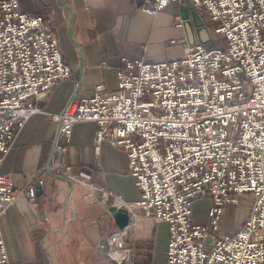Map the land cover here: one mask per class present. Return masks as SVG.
<instances>
[{
    "label": "built area",
    "instance_id": "1",
    "mask_svg": "<svg viewBox=\"0 0 264 264\" xmlns=\"http://www.w3.org/2000/svg\"><path fill=\"white\" fill-rule=\"evenodd\" d=\"M172 1L184 3L145 0L144 9L154 14ZM192 2L215 23L216 36L187 44L171 61L123 58L117 89L74 93L49 112L59 124L55 152L64 153L59 138L70 140L84 121L98 125L99 144L127 151L141 195L136 204L145 217L169 223L167 264H264V0ZM72 74L49 19L21 9L19 0H0V165L26 122L44 111L39 98ZM45 168L97 188L56 154ZM44 182L26 189L33 202ZM100 189L106 202L115 196ZM245 194L252 198L245 223L220 234L226 205ZM18 195L0 170V217ZM204 197L214 204L197 223L193 203ZM106 240L114 258L130 261L123 229ZM0 264H13L1 226Z\"/></svg>",
    "mask_w": 264,
    "mask_h": 264
},
{
    "label": "crops",
    "instance_id": "2",
    "mask_svg": "<svg viewBox=\"0 0 264 264\" xmlns=\"http://www.w3.org/2000/svg\"><path fill=\"white\" fill-rule=\"evenodd\" d=\"M183 2L172 1L152 14L144 9L145 0H19L21 9L38 13L55 26L73 74L43 94L39 103L45 111L26 122L0 165L19 191L0 217L13 264H98L96 253L104 234L120 228L109 211L113 205L125 206L131 213L123 229L130 263L167 264L169 223L145 217L136 204L141 195L127 151L109 140L99 144L98 125L84 121L77 122L70 140L59 138L64 153L55 152L59 124L49 112L62 110L74 93L90 95L98 85L106 91L117 89L123 58L156 62L182 57L191 43L184 22L179 24L184 21L187 2ZM55 154L97 188L46 169ZM42 177L44 184L37 183L38 202H33L25 191ZM101 187L115 196L106 202ZM213 204L211 197L197 199L193 220L205 223ZM251 204V196L245 194L239 202L226 205L220 234L239 230Z\"/></svg>",
    "mask_w": 264,
    "mask_h": 264
},
{
    "label": "water",
    "instance_id": "3",
    "mask_svg": "<svg viewBox=\"0 0 264 264\" xmlns=\"http://www.w3.org/2000/svg\"><path fill=\"white\" fill-rule=\"evenodd\" d=\"M186 2L187 4L182 9V17L184 18L189 41L191 43L197 41L210 42L212 40V32L204 18L201 17V9L192 0H186ZM109 211L115 218L116 225L122 229L128 226L131 213L125 206L113 205L109 208ZM112 262H114L113 259Z\"/></svg>",
    "mask_w": 264,
    "mask_h": 264
},
{
    "label": "rangeland",
    "instance_id": "4",
    "mask_svg": "<svg viewBox=\"0 0 264 264\" xmlns=\"http://www.w3.org/2000/svg\"><path fill=\"white\" fill-rule=\"evenodd\" d=\"M201 17H203L204 18V20H205V22H206V24L209 26V29H210V31L212 32V38L214 37V36H216V32H215V29H214V26H215V23H213L212 21H211V19L209 18V16H207V14L205 13V12H203V11H201ZM71 77V76H70ZM69 78V77H68ZM67 80V79H66ZM66 80H64V81H66ZM61 82H63V81H61ZM60 82V83H61ZM60 83H58V84H60ZM57 84V85H58ZM56 85V86H57ZM56 86H54V87H56ZM54 89V88H53ZM52 89V90H53ZM51 91V90H50ZM45 94V93H44ZM43 96V95H42ZM41 96V97H42ZM40 97V98H41ZM40 98H39V100H38V104H39V106H41V104L39 103L40 102ZM41 108H43L42 106H41ZM44 110V109H43ZM45 111V110H44ZM42 112V111H41ZM209 212V211H208ZM250 214V213H249ZM120 229H122V228H120ZM116 230V229H115ZM112 231H114V229H112V230H110V231H108V232H106L105 234H104V236H103V239H102V241L100 242V244H99V250H97V253H96V255H97V263L98 264H131L130 262L131 261H129V260H124V261H119V260H117L116 258H114L111 254H110V252H109V247H108V244H107V240H106V237L109 235V233H111ZM112 259L114 260V262H112ZM130 260H131V258H130Z\"/></svg>",
    "mask_w": 264,
    "mask_h": 264
}]
</instances>
